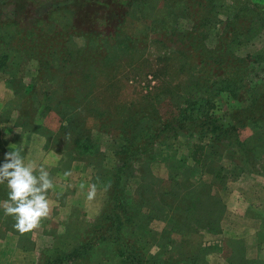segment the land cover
Instances as JSON below:
<instances>
[{"label": "trees", "instance_id": "1", "mask_svg": "<svg viewBox=\"0 0 264 264\" xmlns=\"http://www.w3.org/2000/svg\"><path fill=\"white\" fill-rule=\"evenodd\" d=\"M36 2L39 4L41 0H14V16L8 17H5L8 12L5 7H0V72L8 75V86L15 93V105L8 112L15 111L19 122L23 118L26 124L39 114V109L33 106L36 94L43 114L53 108L47 103L53 86L65 91L70 87L77 103L89 106L92 84L86 89L89 92H79L81 86L53 82V73L60 68L72 67L85 74L98 66L100 57H104L102 53L105 54L110 45H124L123 50L133 47L139 37L128 36L125 24L129 17L145 18L150 24L145 40L150 44L170 43V47L176 48L174 52L186 58V64L192 69L191 84L186 86L190 93L183 95L182 102H177L178 113L174 119H164L156 107L144 105L129 111L120 125H113L114 117L108 116L106 111L90 109L103 130L111 133V146L112 143L116 145V158L121 163L113 168L100 164L102 173L93 175V184L98 185L103 180L108 182L105 184L106 202L96 219L87 222L81 213L77 214L79 210H73L76 213L72 212L65 221L64 232L51 233V244L43 250L39 264H82L78 262L80 259L92 255L101 257L93 264H104L99 260L103 261L109 249V259L115 264H206V255L194 248L190 253L179 252L184 256L182 259H176L175 255L162 259L159 256L163 253L162 247L157 243L159 251L151 253L156 239L163 238L169 227L159 234L152 232L144 218L141 204L144 195L131 194L128 185L135 176L137 163L146 156L155 159V147L184 137V143L192 151L178 155L179 158L169 152L165 158L171 171L166 182L171 186L173 182L177 183L181 192L175 193H180L181 197L177 199L172 194V203L160 200L161 207L149 217L173 221L172 229L182 224L183 232L194 235L196 230L193 228L205 219L203 209L215 213L205 207L207 199L210 198L213 205L223 204L218 193L225 189L223 180L227 174L223 173L222 167L214 170L215 180L211 184L203 179L195 182L193 177L198 172L203 175L207 169L204 166L207 167L208 159L217 154L216 151H226L223 153L237 164L235 169L242 170L238 160L241 158L251 167L258 165L264 169V44L252 53H242L249 43L253 44L264 34V5L251 4V0H164L162 5L161 0H127L122 4L119 0H73L70 5H65L67 9L75 8L71 15L76 21H72L60 16L59 10L65 7L51 8L38 16ZM9 5L13 4L9 2L7 7ZM90 6L94 14L86 22L84 18L91 12ZM183 19L190 23L186 28L180 25ZM152 33L155 35L151 36ZM76 35L83 36L84 45L79 46L73 40ZM144 37L140 40L144 41ZM213 37L216 43L211 47L209 42ZM32 63L35 66L31 81L25 83L27 67ZM88 78L87 82L93 77ZM221 93L226 101L218 98ZM17 101L21 103L17 104L18 108ZM222 105L228 108L219 109ZM76 107L61 130H70L77 123ZM247 126L254 130L252 141V138L241 136V129ZM84 137L75 138L74 150L78 155L90 153L89 156H94L90 164L95 168L92 161L101 150L89 149L95 146L94 141L89 133ZM4 143L0 138V151ZM189 160L194 164H189ZM161 192L158 191L161 198L169 196ZM3 195L8 197V189L0 186V202ZM3 212L0 209L4 232L19 233L13 227L14 219ZM181 214H186L185 221ZM184 223L187 224L185 229ZM181 243L183 245L184 241ZM100 248L104 249L103 253L99 252ZM242 259L245 264L252 262Z\"/></svg>", "mask_w": 264, "mask_h": 264}, {"label": "rangeland", "instance_id": "2", "mask_svg": "<svg viewBox=\"0 0 264 264\" xmlns=\"http://www.w3.org/2000/svg\"><path fill=\"white\" fill-rule=\"evenodd\" d=\"M13 1L0 0V7H5V12L8 11L5 13V17L14 16ZM72 1L63 0L56 2V0H41L39 4L37 2L34 3L35 11L38 16H42L49 9L65 7V5H70ZM126 1L119 0L121 4ZM9 2L13 5L7 7ZM163 2L164 0H161V5ZM252 3L264 5V0H251ZM81 5H83V2ZM73 9L75 8L70 9L69 7L67 9L65 7L60 9V16L69 17L72 21H76L71 15V10ZM89 11H91L89 15L84 18L86 22L92 19L94 14L93 7L90 6ZM138 18L132 19L129 17L125 24L128 36L131 34L139 37L133 47L123 50L125 48L124 45H110L106 53H102L104 57H100L101 60L98 66L89 69L85 74L81 71L79 73L76 68L72 70V67L60 68L53 73V82H56V84L64 83L69 86L71 84L72 86H81L78 89L79 92L88 89L92 84V103L89 106L77 103L69 89L70 87L67 91L64 89L62 91L60 87L53 86L49 90L47 100V103L52 105L53 108L43 114L40 111V103H38V96L36 94L34 95L36 97L33 106L39 109L37 111L39 114L34 115L31 122L27 121L25 124L23 122L26 119L23 118L19 119L22 120L19 122L15 111L8 112L9 108L15 105V93L8 86V75L0 72V138L5 142L4 147L0 151V165L3 164L7 152L18 148L22 150L21 154L25 157L26 164H32L36 169L43 166L49 171L53 182L58 177L61 179L57 180L60 190L50 189L47 196L52 201H50L51 211L49 216L55 219H44L39 228L24 233L22 236L13 231L4 232L0 224V252L9 256L10 259L12 258V264H26L27 261L30 264H39L43 250L51 244V233L64 232L65 221L70 217L73 210H79L80 212L77 214L81 213L85 221L93 222L105 205L107 196L105 184L108 183L107 180H103L104 182L98 185L96 184L97 195L95 199L92 201L87 200V192L90 190V186L93 185V175L95 173H102L100 164H102V167L104 165L106 168H113L115 165L120 164L121 160L116 158V145L112 143L113 146H111V133L103 130L99 122L94 119L93 111H90L91 108L101 109L106 111L109 114L108 116L114 117L113 120L110 119L113 125H120V122L127 116L129 111L144 105L156 107L164 119L171 120L177 116V102H182L185 98L183 95L187 96L190 93L189 90H186V86L191 84L189 76L192 75V69L189 64H186V58L179 53H175L176 48L170 47V43L152 42L150 44L149 40L146 41L144 36L150 31V24L146 22L145 18ZM180 25L182 28H186L190 23L183 19L180 21ZM154 35V33L151 34V36ZM133 36L132 38L135 39ZM142 37H144V41L140 40ZM259 37L253 44H251L252 42L249 43L242 53H252L259 49L264 44V34ZM73 40L79 46L85 44V40L81 35L73 36ZM215 43V37H213L209 42V46L213 47ZM34 66V63H32L27 67L25 83L31 81ZM89 75L90 77L88 78ZM87 78L88 80L92 79L87 82ZM85 92L89 91L86 90ZM218 98L226 101V97L222 93ZM62 99L63 102L61 104ZM17 104L21 103L17 101L16 108L19 107ZM223 105L219 109L224 111L228 106ZM75 107L77 108V123L73 124L70 130H61V126L70 121V116L73 115ZM241 130L242 138H249V140L252 138L250 141L253 140L254 130L251 126H247ZM69 133L70 137L65 139L66 134ZM88 133L95 145L89 149L93 151L101 150V154L99 153L95 161H92L96 166L95 168L90 164V159L94 156H89L90 153L78 155L77 150H74L75 145L73 142L75 138H85L84 136ZM54 134L57 136L53 137ZM183 138L174 139L171 143L169 140L164 145L155 147L157 150V152L155 150V159L151 160L150 157L146 156L140 163H137L136 169H134V172L137 170L135 176L132 177L128 185V191L131 194H135L136 196L144 195L141 198V204L145 213L144 218H147L152 232L159 234L163 232L166 226L169 227L165 231L166 235L163 238L156 239L157 241L152 247L151 253L159 251L157 243L159 246L161 244L162 247L160 251H163V253L159 255L162 259H168L174 255L176 259H182L184 256L178 254L179 252L190 253L194 248L197 252L206 255V264H245L242 258L252 261L253 264H264V209L258 210L259 214L256 216L261 220L259 228L255 220L243 222L239 220L233 221V219L225 220L224 218L232 211L233 213H246L244 204L239 207L240 201L245 204L251 200L260 202L261 204L264 203V189H262L264 188V169L262 167L259 168L258 165H254L255 168L251 167L242 158L238 159L242 170L235 169L237 164L223 153L226 151H216L217 154L214 153L213 157L208 159L207 167L204 166L207 169L203 171V175L198 174V172L193 176L195 182L203 179L211 184L215 180L214 170H216V167H222L224 169L223 173L227 174V178L223 180L225 189L218 193V190L215 188L217 193L220 194L219 197H222L223 204H219L220 206L217 204L213 205L210 198L207 201L205 200V207L214 210L215 213L211 214L206 209H203L205 219L193 228V230H196L194 235L183 232L181 230L182 224L172 229L170 225L174 224L173 221L170 222L160 217H149L152 216L155 210L161 207L160 200L165 203H172V194L177 199L181 197L180 193H175V191L181 192L180 186L175 182H173V186L166 182L170 177L171 171L170 164L165 161V158L170 154L169 152L179 158L178 155L188 154L192 151L191 147L184 143ZM168 144H173V146L169 147ZM77 155L81 158H76L75 156ZM73 158L75 160H72ZM189 161V164H194L192 160ZM69 171L71 175L65 176V172ZM160 179L165 181L158 182ZM0 186L6 188L7 184L5 182L4 184H0ZM158 186L161 187L158 189ZM160 190H162L161 194L167 193L169 196L161 198L158 194ZM56 196L57 198H62L59 200L61 202L57 203V207L53 202ZM5 197L3 195L2 201L7 200ZM78 203L80 207L77 206ZM61 207L65 208V210L67 209V213L62 217L63 220L59 219L58 208ZM0 209L3 211L2 208ZM74 213L76 212L72 214ZM181 216V219L185 221L186 214H181ZM52 220L58 224L53 223ZM245 226L247 227L243 229ZM186 227L187 224L184 223L183 228L185 229ZM190 227L189 229L187 228L188 233ZM53 228H56V230ZM42 232H47V235L51 239L47 245H43V249L37 251L35 258H33L31 254L29 255L28 251H33L40 244ZM12 234L16 236H12ZM10 236L12 237L10 238ZM181 241H184L183 245ZM13 246L14 248H11ZM259 247L262 252H259L258 258L256 252ZM11 252L13 253L11 254ZM22 252L23 254H21ZM99 252L103 253L104 249L100 248ZM109 252L110 249L107 251L108 255L103 257V261H99L104 262V264H115V261L109 259L111 255ZM247 252H250L249 254L252 257L248 256ZM97 258L101 257L99 255H92L86 259H80L78 262L93 264ZM63 264L68 263L64 262Z\"/></svg>", "mask_w": 264, "mask_h": 264}, {"label": "clouds", "instance_id": "3", "mask_svg": "<svg viewBox=\"0 0 264 264\" xmlns=\"http://www.w3.org/2000/svg\"><path fill=\"white\" fill-rule=\"evenodd\" d=\"M70 137L66 134L65 139ZM22 150L14 148L5 154L0 165V184L6 182L7 200L0 202L5 216H11L13 227L21 234L28 233L41 226L42 221L50 215V203L47 198L54 184L43 166L36 169L32 164L25 163ZM71 172H65V176ZM83 187V186H82ZM97 195V186L93 184L87 192V200L92 201Z\"/></svg>", "mask_w": 264, "mask_h": 264}, {"label": "crops", "instance_id": "4", "mask_svg": "<svg viewBox=\"0 0 264 264\" xmlns=\"http://www.w3.org/2000/svg\"><path fill=\"white\" fill-rule=\"evenodd\" d=\"M57 180H61V179H59V177H58V179H55V181L53 182V184H54V187H53V190H60V186H58L59 185V182L57 181ZM262 189H264V188H262ZM75 191V190H74ZM264 197V196H263ZM62 198H57V196L53 199V202H54V205L57 207V203H59V202H61V201H59V200H61ZM264 199V198H263ZM48 200H49V198H48ZM50 201H51V199L49 200V203H50ZM238 202H239V200H237ZM244 201V200H243ZM52 202V201H51ZM246 202V201H245ZM245 205V207H246V213L245 212H236V213H233V211L232 212H230V213H228L224 218H225V220H229V219H233V221L234 220H239V221H246V222H252L253 220H255L254 222L255 223H258L257 225H258V228H259V225L261 224V220H260V218L259 217H256L257 216V214H259V212H258V210H260V209H264V203L263 204H261L260 202H255V201H253V200H251L250 202H247L246 204L245 203H243V202H241L240 201V204H239V207L241 206V205ZM82 206H83V204H81ZM50 206H51V204H50ZM77 206H79V203H78V205ZM80 207V206H79ZM67 210V209H66ZM65 210V208H58V211H59V214H60V218L59 219H61V220H63V215L64 214H66L67 213V211ZM256 211V212H255ZM230 215V216H229ZM52 217H48V219H51ZM52 219H55V218H52ZM57 221H58V219H57ZM52 222L53 223H56V224H58L57 222H55L54 220H52ZM256 226V225H255ZM247 226H245L243 229H245ZM48 233L47 232H42V234H41V241H40V244L33 250V251H28V253H29V255L31 254L32 256H33V258H35V255L37 254V251H40V249H43L42 247H43V245H47L48 243H49V241H50V239H51V237L49 236V235H47ZM13 235H15V234H12V236ZM12 236H10V238L12 237ZM16 236V235H15ZM11 248H14V246L13 247H11ZM259 252H262L261 251V248L259 247V249H257V252H256V255H257V257L259 258ZM13 252H11V254H12ZM250 252H247V255L248 256H250V257H252V255H250L249 254ZM21 254H23V252L21 253ZM6 254H3V252H0V264H12L13 263V259L11 258L10 259V257L9 256H7V258H6V256H5ZM31 256V257H32ZM261 256V255H260ZM256 258V257H255ZM261 258V257H260ZM251 259V258H250ZM257 259V258H256ZM261 259H263V258H261ZM255 260V259H254ZM26 264H30L28 261L26 262Z\"/></svg>", "mask_w": 264, "mask_h": 264}]
</instances>
